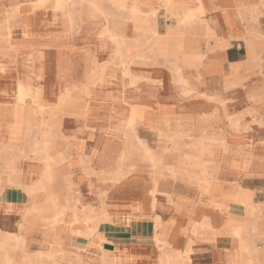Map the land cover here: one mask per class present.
<instances>
[{
	"label": "crops",
	"instance_id": "1",
	"mask_svg": "<svg viewBox=\"0 0 264 264\" xmlns=\"http://www.w3.org/2000/svg\"><path fill=\"white\" fill-rule=\"evenodd\" d=\"M37 2L0 0V106L14 100L21 79L34 88L43 89L42 102L47 109L63 104L65 113L60 114V125L56 127L62 137L50 148V154L60 169L55 178L62 180L65 176L67 184L75 185L69 198H79L98 210L103 194L109 191V182L102 177L112 178L118 171H132L125 189L113 188L104 196L111 218L99 224L98 234L90 239L69 233L59 236L69 253L60 264H161L162 249L157 236L176 250L185 251L190 246L191 264H242L234 258L238 245H233L230 235L213 236L210 232L191 235L192 222L204 218L200 210L210 206V201L190 185L185 176H168V180H163L162 174H155L151 161L135 154L124 161L121 159L126 151L135 152V132L147 145L149 137L158 136L153 129L157 128L160 118L166 116L180 120L183 124L180 131L191 136H198L207 129H219L213 122L199 126L197 131L189 129V122L211 112L214 106L206 107L200 97L191 100L183 97L182 90L178 89L182 86L174 82L171 70L165 65L151 64L152 59L147 64L131 66L132 73L153 81L142 79L132 84L131 77L125 74L124 63L135 62L141 54L151 56L147 42L139 45L137 38L150 37L152 28L165 37L168 30H176L177 26L176 18L167 16L165 9H161L153 26L136 23L128 10L122 12L121 9L138 5L148 11L161 4L180 5L182 1L67 0V10L59 11L42 9ZM206 3L210 7L215 5L211 0ZM188 6L200 5L191 1ZM96 10L99 13H95ZM214 12L200 15V18L210 21L217 39L207 41L202 24H196L190 31L187 29L180 66L183 75L200 92L217 93L226 103L236 96L234 93L230 98L228 92H238V89L226 91L225 81L235 74L236 66L237 75L241 68L251 66L245 63L251 53L243 39L230 37L227 23L213 15ZM258 24L264 34V14L259 17ZM4 27L6 29L1 32ZM238 28L237 33L247 31L245 25ZM113 35L127 36L125 48L122 38L117 40ZM67 91L69 93L63 95ZM251 95V90L244 94L243 101L247 103L244 110L252 104ZM62 97L66 100H61ZM33 102L31 97L26 99L28 104ZM227 109L226 104V112L231 115ZM3 113L6 115V109ZM25 116L20 111L17 121L0 123V145L10 148L11 153L22 148L28 157H32L29 155L32 153L37 159L22 157L19 160L21 156L16 159L22 182L29 184L44 173L45 163L40 159L42 142L45 136L56 131L36 128L33 134L39 143L25 145L24 137L47 117L37 113L33 120L27 121ZM130 116L133 126H128ZM160 130L162 135L170 133L168 125H161ZM129 131L133 137L127 139L125 135ZM147 148L155 154L160 153L148 145ZM135 157L141 162H135ZM166 158L164 154V165ZM140 163L150 170L147 172ZM91 171L99 175H87ZM156 180L159 191L153 196L150 192ZM47 198L44 192L36 196L39 203ZM33 203L34 199L20 188L6 186L0 190V230L22 232L27 244L39 246L37 252L47 250L52 244L47 236L49 229L42 227L45 224L25 222L24 216ZM215 211L222 216L223 222L232 216L231 210L226 212L223 206ZM21 224L26 225L24 230Z\"/></svg>",
	"mask_w": 264,
	"mask_h": 264
},
{
	"label": "bare ground",
	"instance_id": "2",
	"mask_svg": "<svg viewBox=\"0 0 264 264\" xmlns=\"http://www.w3.org/2000/svg\"><path fill=\"white\" fill-rule=\"evenodd\" d=\"M66 1L67 0H38L37 5L45 10H67L65 8ZM186 1V6L182 5L181 3L180 5H176L175 8H168L167 4H161L159 7H153L148 11L142 10L138 5L124 7V9L126 8L129 11L131 18L139 24H145L146 22L154 21L161 9H165L168 15H175L178 17L180 16V19L175 25L177 26L178 30H181V32H178L177 29L174 30L173 28L171 32L168 30L166 36L164 37L159 35L156 28H152L150 30V37L145 38V36H142L137 38L139 45L144 41L147 42L148 50L151 56L144 54L138 56L136 55L137 57L135 58V62L129 61L125 63L127 64L125 65V74L131 77V83L136 84L142 79L153 81L146 76H137L132 73L131 66L134 64H147L149 60L154 59L152 60L153 63L151 64L165 65L171 70L174 82L182 86L181 93L183 97L186 98L193 94L202 98L204 102L213 100L217 103L211 112L203 113L198 118H195L189 122V125L190 128L193 129L194 127H199L201 125H206L213 122L214 125L219 129H207L197 137H193L194 139L191 144H188L184 138V136L191 135L178 131L182 123L180 120H173L166 116L160 118V121L157 123V128L153 129V132H155L158 136L167 137V141L173 142V149L180 150L184 146L189 145L191 149H196L198 152L194 153L187 151L178 156L177 164H166L167 166H170L168 167V170L172 176H190L191 170L201 164L200 158L205 154H212L211 146L218 140L222 141L225 150L235 149L234 151L238 153L244 149L242 144L243 140L239 136L240 131H242L240 120L243 114L237 116L228 115L226 112L225 101L221 95L211 92H200L198 88L193 86V84H191L190 81L183 75V68L180 66V58L183 50V42L184 37L186 36V30L188 29V31H190V29L196 24H202L204 25L207 41H210L213 38L217 39L215 29L212 27L210 21L206 19L202 20V18H200V15H204L215 10L213 15L222 18L227 23L230 37L232 39H243L245 41V45L248 51L251 53L249 60L245 63L255 64L262 72L264 71V53L262 52L264 48V42L261 40L264 39V34L260 32L258 24L259 17L261 14H264V0H211L215 4L211 7L208 6L206 0ZM191 1H195L200 6L189 8L188 3ZM91 4L94 6V3ZM16 5L18 7L20 6L18 3H16ZM175 9L178 11L175 12ZM95 13H99V11L96 10ZM244 25L247 28V31L237 33L239 32L237 31L239 29L238 27H243ZM9 35L10 34H8V36ZM113 37L117 40L122 38L125 48V39L127 36L119 37L113 35ZM164 47H166V52H164ZM237 70L238 66H236L234 69L235 74L231 78H227L225 81V89L236 87L241 84V78L237 75ZM198 78H200V75ZM83 91L85 92V88H83ZM239 91L240 90H238V92ZM68 93L69 91L65 92L63 95ZM26 96H30L33 99L34 102L32 105L26 103ZM249 99L252 101V104L245 109L246 113H253L254 111H257V107L254 104L255 102H258L260 106L264 105V98H258L255 95H251L249 96ZM42 100L43 89L41 87L34 88L28 84V82H25L21 79L18 81V90L14 100H12V102L9 104L0 106V123L1 120H11V122L17 121L19 119L18 113L20 111L26 115L25 118L27 121L33 120L37 113L42 115L47 113L44 114L47 115V117H45L41 123L35 125L30 130V133L24 137L25 145L27 143H39L33 134L36 131V128L39 129L45 127L56 131L54 134L45 136V139L42 142L43 155L40 159L45 163L44 173L37 180H34L29 184L22 182L20 177L21 170L15 165L16 159L19 156L28 157V155H26L22 148H18L11 153L10 148L0 145V190L2 191L4 189L1 173L5 171L7 173L6 181L12 185V187H17L24 190L30 197L34 199L33 205L27 210V213L24 216L25 222L31 224H45L47 225V228L49 229L48 233L50 232V234L55 231L60 222H66L65 228L70 230L74 235L90 239L95 234H98L99 224L103 221L110 220L111 218L104 196L108 194L110 189H125L127 187V179L130 178L132 171H118L116 176L112 178L102 177L103 180L109 182V191H106L105 194H103L100 204L101 207L98 210L94 209L93 207L80 208L78 205V202L80 201L79 198H69L75 185L71 183L67 184L65 182V176H63L62 180L60 179L62 182L55 178L59 175L60 169L57 168L56 162L50 154V148L57 140L62 137V134H59V130L56 129V127L60 125L59 117L61 113H65V108L63 104L58 103L54 108L47 109ZM61 100L65 101L66 98L62 97ZM4 109H6V115L3 113ZM131 122L133 123L130 116L128 126ZM163 124L168 125L170 130L173 128L175 132L167 136L162 134L159 135V132L161 131L160 126ZM125 137L127 139L132 138V132L129 131ZM170 149L171 148L168 146L166 147L167 151ZM133 154H135V156H140L146 161H151L155 174L163 175L164 170L161 167L164 166L163 158L164 154L166 153H153L147 148V145L142 142V139L136 134V132L135 152L131 150L126 151L121 159L124 161ZM180 160L185 161L182 163ZM137 171L138 170L135 169V172ZM88 174L99 175V173H96V171L88 172L87 175ZM217 174L218 170L216 167H214L211 175L215 179ZM72 185L74 186L72 187ZM157 185L158 180L154 181V188L150 192V194L153 196H155L159 191ZM219 188V186L217 188L204 185L205 192L217 191ZM42 192H44L45 196L48 198L47 200H44L43 203H39L37 202L36 196L38 193ZM226 197L243 206L246 219L239 221L231 216L229 219L223 222L222 216L220 214H216L215 211L217 208H221L223 205L216 201V199L213 197L211 199L210 206H205L200 210V213L205 214L204 218L201 221L196 220L192 222L191 229L189 230L191 235L199 236L207 232L212 233L213 236L217 234L230 235L238 243V250L234 257L235 260H240L242 264H264V248L257 244V241L264 242V216L262 215L264 201L256 203L249 190L242 188H235V190L231 191ZM68 215L72 216L71 219H68L69 221L66 220ZM82 216H85L86 219L81 220ZM219 224L220 226H218ZM20 227L22 230H24L26 225L21 224ZM53 234L54 235L52 238L54 239V243L52 244L51 248H48L47 250H39L33 254L18 253L14 257L13 253L15 247H11V244H9V239L14 237L17 242V246L22 249L26 245L24 234H22V232L11 233L0 230V264H60L62 261L68 258L69 253L65 248H63V242L59 239L57 233ZM192 241L193 240L191 239L190 242ZM157 242L162 249V254L160 256L161 264H191L189 259L192 248L190 246L185 251L176 250L171 248L170 244L163 240L160 236H157ZM211 248L213 247L211 246ZM12 256L14 258H12Z\"/></svg>",
	"mask_w": 264,
	"mask_h": 264
},
{
	"label": "rangeland",
	"instance_id": "3",
	"mask_svg": "<svg viewBox=\"0 0 264 264\" xmlns=\"http://www.w3.org/2000/svg\"><path fill=\"white\" fill-rule=\"evenodd\" d=\"M68 1H71V0H68ZM181 1H182V5L186 6L187 1L186 0H181ZM188 4H190V2ZM175 6H172V7L175 8ZM172 7L168 4V8H172ZM121 10L122 12L127 11L126 8L125 9L122 8ZM158 16L156 17L154 21H151V22L149 21V22H146L145 24L149 26L155 25L158 19ZM167 16H169L172 19L176 18L175 23H177V21L180 19L178 16H175V15L173 16V15L167 14ZM5 29H6L5 27L1 28V32L4 31ZM261 40L262 42H264V39H261ZM262 52L264 53V48ZM125 65L127 64L124 63V66ZM238 76L241 78V84H239L236 87L226 89V91L231 90V89H238L240 91L239 92H228L227 95H229L230 98L232 97L231 95H233L234 93H236V96H235V99L233 100L227 99L225 105L226 104L228 105L227 110L231 113V115L237 116V115L243 114L240 120L242 131H240L239 136L243 140L242 144H243L244 149L238 153L234 151L235 149L225 150L224 144L222 143V141L218 140L215 143H213L211 146L212 154L209 153V154H205L204 156H202L200 158L201 164L198 167L191 170V175L190 176L183 175V176H185L187 180H189L190 185L195 186L199 190L200 194L203 197H208L210 202H211V199L214 197L216 201H219L220 204L223 205L226 212H230L229 210H231L232 217H234L236 220L243 221L246 219L243 206H241L240 204H237L235 201H233L232 199H229L226 196L231 191L235 190V188H242V189L249 190V192L252 194L254 201L256 203H260L261 201H264V105L260 106L258 102H255L254 104L257 107V111H254L253 113H249V112L246 113L244 110V107L245 105H247V103L243 101L244 94L248 93L250 90H251V94L255 95L256 97L264 98V72L259 70V67L257 65L251 64V66L247 68H244V69L241 68ZM193 86L197 87L196 85H193ZM178 89L182 90V88H179V87ZM28 97L30 98V96H26V98ZM194 98H199V96H195L192 94L186 97L187 100H191ZM204 103L206 107H209V108L212 107V105L213 106L217 105V103L213 100H208ZM44 114H47V113H44ZM44 114H43L44 117L47 116ZM2 121L4 120H1V122ZM129 124H130L129 126H133L132 122ZM182 127H183V124L181 123L178 131H180V128ZM188 127L191 131H194V130L197 131V128H198V127H194L192 129L190 128V125ZM171 130L169 134L175 132L174 130L172 131ZM180 132L186 133L184 131H180ZM141 136L143 137V135ZM193 137H197V136H189V135L184 136L188 144H191L193 142V139H194ZM166 139L168 138L163 137V136H154L152 138L149 137V141H147V145L160 153H166L167 158L165 162L167 165H171L173 163L177 164L178 156L182 155L183 153L187 151L198 153L196 149L195 150L191 149L189 145L184 146L180 150H175L173 149L174 143L171 141H167ZM167 146L171 148L168 151L166 150ZM29 155H31L32 157H27V158H32L33 160H37L34 158V155L32 153H29ZM22 157L24 156L19 157V160ZM134 161L138 163L141 162L138 159V157H135ZM140 165L147 172L150 170V167H148L144 163H140ZM167 165H164L161 167L164 170L163 175L161 177L163 180L165 179L168 180L167 177L172 176L168 170V167L170 166H167ZM214 167H216V169L218 170V174L215 176V179L211 175V172ZM136 168L137 167L135 165V169ZM253 169H256V170H253ZM1 177L3 179L2 181L4 183V188L6 186H12L6 181L7 173L5 171L1 173ZM204 185L206 186L208 185L210 187H217V188L219 186L220 188L217 191L205 192ZM73 186L74 185H72V187ZM78 205L80 208L91 207V205H86L81 200L78 202ZM263 212H264V208H262V215L264 216ZM226 215L228 216L229 214H226ZM71 218L72 216L68 215L66 217V220L71 219ZM84 219H86V217L82 216L81 220H84ZM65 226H66V222H60L58 226L56 227L55 231L52 232V234L57 233L58 237L62 233L73 234L70 230H67V229L63 230ZM42 227L46 228L47 225H42ZM47 236L51 244H53L54 240L51 237L50 232L49 233L47 232ZM231 239H232L231 241L233 245H236L237 247L238 243L234 240L232 236H231ZM16 243L17 242L14 237L9 239V244H11V247H15V250L13 253L14 257L18 253L33 254L35 253L37 249H39L38 245H35V244L29 245L27 244V241H26V246L22 249L19 248ZM257 244L260 247L264 248V242L257 241ZM51 246H49V248H51ZM14 257L12 256V258Z\"/></svg>",
	"mask_w": 264,
	"mask_h": 264
}]
</instances>
